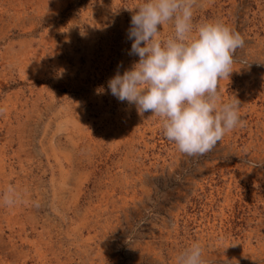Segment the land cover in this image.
Wrapping results in <instances>:
<instances>
[{"label": "rangeland", "instance_id": "1", "mask_svg": "<svg viewBox=\"0 0 264 264\" xmlns=\"http://www.w3.org/2000/svg\"><path fill=\"white\" fill-rule=\"evenodd\" d=\"M138 3L0 0V264H264V0L193 2L245 40L218 82L242 123L202 155L107 88Z\"/></svg>", "mask_w": 264, "mask_h": 264}, {"label": "clouds", "instance_id": "2", "mask_svg": "<svg viewBox=\"0 0 264 264\" xmlns=\"http://www.w3.org/2000/svg\"><path fill=\"white\" fill-rule=\"evenodd\" d=\"M193 2L140 0L127 34L133 41L129 54L139 60L123 74L118 70L107 88L140 115L162 118L166 138L179 151L202 155L242 123L240 100L224 102L218 82L234 71V54L245 40L222 22L194 26ZM169 21H174V35L162 40L161 29ZM178 264H204L201 244L185 249Z\"/></svg>", "mask_w": 264, "mask_h": 264}]
</instances>
